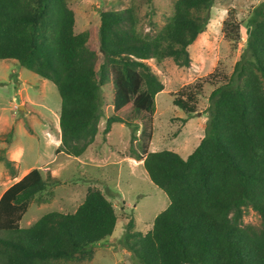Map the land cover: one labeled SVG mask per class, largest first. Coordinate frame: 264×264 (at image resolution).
Instances as JSON below:
<instances>
[{
    "label": "trees",
    "instance_id": "16d2710c",
    "mask_svg": "<svg viewBox=\"0 0 264 264\" xmlns=\"http://www.w3.org/2000/svg\"><path fill=\"white\" fill-rule=\"evenodd\" d=\"M212 4L175 0L172 15L148 36L138 31L132 6L104 10L98 25L76 32L68 0H0V59L14 60L55 85V153L78 157L95 143L104 87H110L112 107L101 130L105 139L112 124L131 125L133 118L153 113L163 84L146 60L171 58L189 66L188 46L204 30ZM222 24L224 37L237 42L240 22L230 14ZM247 27L245 47L228 76L219 81L212 78L215 72L173 97L192 117L204 83L213 86L205 134L194 150L186 158L152 151L143 160L169 202L145 233L133 229V219L127 222L120 241L134 264H264V0ZM147 131L143 126L140 136ZM0 160L12 169V160ZM54 183L34 167L2 192L0 264L90 260L94 247L112 234L117 216L97 188L87 190L74 212L50 211L20 227L33 200L49 201L41 193ZM247 208L259 214V227L243 223Z\"/></svg>",
    "mask_w": 264,
    "mask_h": 264
},
{
    "label": "rangeland",
    "instance_id": "374dc122",
    "mask_svg": "<svg viewBox=\"0 0 264 264\" xmlns=\"http://www.w3.org/2000/svg\"><path fill=\"white\" fill-rule=\"evenodd\" d=\"M174 1L68 0V4L75 13L76 32L98 25L104 10L132 6L138 18V31L151 36L172 15ZM261 1L213 0L204 30L188 46L189 66H177L171 58L160 62L153 58L146 60L163 84L155 96L153 113L133 118L134 127L112 124L106 139L101 130L112 107L110 87H104L95 143L78 157L55 153L60 142V96L55 85L14 60L0 59V157L12 160V169L0 160V195L34 167L40 169L44 179L50 176L57 180L41 193V197L49 198L48 202L30 203L19 221L20 227H29L50 211L74 212L89 188L101 190L112 202L117 216L112 234L94 247L90 260L56 264H134L120 241L127 222L133 219V229L145 233L169 202L151 181L143 160L152 151L171 150L186 158L194 150L205 134L208 95L213 86L204 83L197 97V112L192 117L173 104V97L183 86L215 72L212 78L219 81L232 72L245 47L248 19ZM230 14L240 22L237 42L226 39L222 30V21ZM145 125L148 131L142 137L140 131ZM137 154H142V159ZM243 223L259 227L261 218L247 208Z\"/></svg>",
    "mask_w": 264,
    "mask_h": 264
},
{
    "label": "crops",
    "instance_id": "0c3cea01",
    "mask_svg": "<svg viewBox=\"0 0 264 264\" xmlns=\"http://www.w3.org/2000/svg\"><path fill=\"white\" fill-rule=\"evenodd\" d=\"M26 173H27V172H24V173L22 174V176L25 175ZM22 176H20V178H21ZM20 178H19V179H20ZM19 179H18V180H19Z\"/></svg>",
    "mask_w": 264,
    "mask_h": 264
},
{
    "label": "water",
    "instance_id": "95a60500",
    "mask_svg": "<svg viewBox=\"0 0 264 264\" xmlns=\"http://www.w3.org/2000/svg\"><path fill=\"white\" fill-rule=\"evenodd\" d=\"M247 32H249V28H248ZM19 108H22V107H21V106H19Z\"/></svg>",
    "mask_w": 264,
    "mask_h": 264
}]
</instances>
